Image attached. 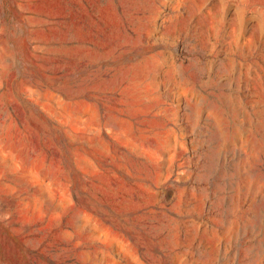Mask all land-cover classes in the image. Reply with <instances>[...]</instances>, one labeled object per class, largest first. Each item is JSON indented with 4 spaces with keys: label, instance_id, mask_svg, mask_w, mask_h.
<instances>
[{
    "label": "rangeland",
    "instance_id": "374dc122",
    "mask_svg": "<svg viewBox=\"0 0 264 264\" xmlns=\"http://www.w3.org/2000/svg\"><path fill=\"white\" fill-rule=\"evenodd\" d=\"M0 264H264V0H0Z\"/></svg>",
    "mask_w": 264,
    "mask_h": 264
}]
</instances>
